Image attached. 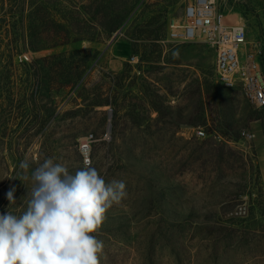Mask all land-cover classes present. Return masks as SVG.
Masks as SVG:
<instances>
[{
    "label": "rangeland",
    "instance_id": "374dc122",
    "mask_svg": "<svg viewBox=\"0 0 264 264\" xmlns=\"http://www.w3.org/2000/svg\"><path fill=\"white\" fill-rule=\"evenodd\" d=\"M187 1L17 0L12 18L0 13L1 48L31 19L49 43L0 55V77L49 57L35 77L19 67L2 80L0 214L24 211L46 158L84 167L78 143L92 135L90 166L127 192L94 233L100 264H264V109L217 81L210 46L168 39ZM212 1L264 64V0Z\"/></svg>",
    "mask_w": 264,
    "mask_h": 264
},
{
    "label": "clouds",
    "instance_id": "9594fccd",
    "mask_svg": "<svg viewBox=\"0 0 264 264\" xmlns=\"http://www.w3.org/2000/svg\"><path fill=\"white\" fill-rule=\"evenodd\" d=\"M20 167L27 171L29 161ZM30 180L24 211L16 215L10 207L0 214V264H100L104 243L94 233L113 204L127 196L125 182H106L87 159L71 174L53 158L32 170ZM15 191L6 194L10 205Z\"/></svg>",
    "mask_w": 264,
    "mask_h": 264
},
{
    "label": "built area",
    "instance_id": "2783aa9c",
    "mask_svg": "<svg viewBox=\"0 0 264 264\" xmlns=\"http://www.w3.org/2000/svg\"><path fill=\"white\" fill-rule=\"evenodd\" d=\"M167 37L174 43L203 42L214 52L217 81L225 88L238 87L244 99L255 109H264V68L257 50L246 45V31L241 24H227L224 15L212 0H188L180 19L167 24ZM128 61H136L130 55ZM198 130L196 136H204ZM244 137L250 138L249 133ZM87 135L78 143L83 163L89 159L90 141Z\"/></svg>",
    "mask_w": 264,
    "mask_h": 264
},
{
    "label": "trees",
    "instance_id": "16d2710c",
    "mask_svg": "<svg viewBox=\"0 0 264 264\" xmlns=\"http://www.w3.org/2000/svg\"><path fill=\"white\" fill-rule=\"evenodd\" d=\"M16 4H17V0H0V13H2V15L6 16L7 14H11V18L13 17V12H14V8L16 9ZM6 6H7V9H6ZM9 6V8H8ZM31 13V12H30ZM47 18V17H46ZM44 18V19H46ZM41 22H44L42 19H41ZM33 20L31 19L27 25H26V35H22V37L19 39V33L17 34L16 33V30H15V25H12V29H13V33H14V37H13V44L8 47V44L5 45L4 48H1L2 46V43L0 41V55H6V56H10V55H14V54H19L21 53L22 51H26L27 48L31 47L33 48L34 50H41V49H45V48H48L49 47V43H48V39H46L45 37H42L41 35L38 36V33L34 30V27H33ZM57 26L58 27H61V24L57 23ZM24 34H25V30L22 28ZM110 31H113V28H110ZM22 32V34H23ZM68 39L67 38H64L62 39L61 41L62 42H68L67 41ZM60 41V42H61ZM55 45H57L58 43H56V41L54 42ZM49 57H45V58H42L40 60H35V61H31L30 63H19L17 64V66H9L7 68H4L2 71H1V77H0V87H2V80L4 78H7V76L9 75L8 73L10 71H12L14 68H19V67H28L27 70H26V76L27 77H35V75H37V73H39V69L36 68V65L40 62H45L48 60ZM54 58V56L52 57ZM261 65H262V68H264V64H262V61H261ZM76 68V67H74ZM4 74L6 75L5 77ZM81 77V73L79 71H76L74 73V79L73 81H69V79H67L66 81H64V85L63 86H67L68 84H74L76 83ZM38 85V83H37ZM36 85V87L34 88L35 91H38V86ZM258 193L259 194H264L262 193L261 189L258 188Z\"/></svg>",
    "mask_w": 264,
    "mask_h": 264
}]
</instances>
